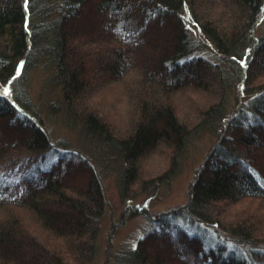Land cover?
<instances>
[{"label":"trees","instance_id":"1","mask_svg":"<svg viewBox=\"0 0 264 264\" xmlns=\"http://www.w3.org/2000/svg\"><path fill=\"white\" fill-rule=\"evenodd\" d=\"M37 65L86 134L120 155L122 197L150 151L176 150L165 176L191 132L216 135L187 202L150 220L158 247L143 234L116 264H264V0H0V93L9 89L0 95V171L35 166L0 181V264H95L103 187L90 161L60 148L26 108L16 85ZM128 72L130 106L115 126L88 106L90 86ZM234 88L245 94L231 105ZM13 126L27 136L7 139ZM77 165L89 178L73 189L63 170ZM178 216L215 234L170 225Z\"/></svg>","mask_w":264,"mask_h":264},{"label":"rangeland","instance_id":"2","mask_svg":"<svg viewBox=\"0 0 264 264\" xmlns=\"http://www.w3.org/2000/svg\"><path fill=\"white\" fill-rule=\"evenodd\" d=\"M92 25L96 28L97 21H93ZM261 29V25H257L255 34L259 35ZM190 34L195 41L202 39L206 43L205 38L199 37L201 33L190 31ZM135 60L132 62L134 63ZM23 75L24 77H18V79L22 77L20 85L14 83V86L16 85L17 91L22 92V100L26 102V108L36 117L38 124L46 130L49 136L60 145L57 147L77 150L86 160H89L92 166V168L89 167L90 172H93L101 181L106 203L104 215L98 226L95 264H116V255L133 249L135 242L143 234L147 236L145 237L147 244L153 248L158 247L155 237L149 234L151 229L159 227H156V224L150 220L165 211H179L187 202L190 182L210 146L216 140V135L206 129L191 132L183 150L177 154L174 170L165 176L162 175L170 169L171 155L175 156L176 150L172 152L163 146L150 151L148 158L146 157L139 163L138 184L130 188L129 195L122 197L118 184V172L121 169L120 155L94 137L95 140L88 136L82 129L80 121L64 109V104L58 98V87L51 80V71L48 68L37 65L33 69L27 68ZM131 76L132 73L128 72L122 74L121 79L113 77H106L99 81L93 79L90 86L92 96L88 106L94 107V111L98 109L107 114L109 123L115 126L124 124L121 122L124 118L120 116L130 106L124 95V89L126 81ZM244 94L245 90L239 91L234 88L227 96L228 102L231 105L239 102ZM4 133L7 139L12 137V140L14 138L23 139L28 134L27 131L17 129L15 126L10 129L4 128ZM50 161L51 158L47 163ZM31 164L32 162L26 167L0 171V181L12 183L22 176L30 175L35 169V166ZM63 174L67 176L66 179L73 189L74 186L82 184L89 178V171L78 165L63 170ZM158 176L160 177L157 178ZM143 180L144 187L140 189V183ZM208 208L210 210H207V214L213 211L212 207ZM168 221L170 225L177 224L198 238L206 236L207 233L215 234L211 227L201 222L197 225L199 221H190V218L186 216L174 217L173 220L170 218Z\"/></svg>","mask_w":264,"mask_h":264},{"label":"snow or ice","instance_id":"3","mask_svg":"<svg viewBox=\"0 0 264 264\" xmlns=\"http://www.w3.org/2000/svg\"><path fill=\"white\" fill-rule=\"evenodd\" d=\"M25 2L27 3V0H25ZM22 64H23V62H21V66H22ZM17 76H19L20 75V68L18 67V69H17ZM9 94V89L8 88H4L3 89V92L2 93H0V95H3V96H7ZM134 247H135V245H134Z\"/></svg>","mask_w":264,"mask_h":264}]
</instances>
